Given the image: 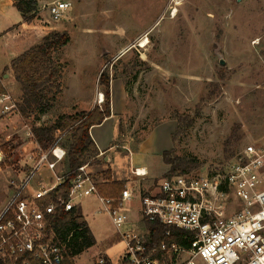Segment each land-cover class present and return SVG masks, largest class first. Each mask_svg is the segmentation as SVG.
Returning a JSON list of instances; mask_svg holds the SVG:
<instances>
[{
	"label": "rangeland",
	"instance_id": "rangeland-1",
	"mask_svg": "<svg viewBox=\"0 0 264 264\" xmlns=\"http://www.w3.org/2000/svg\"><path fill=\"white\" fill-rule=\"evenodd\" d=\"M67 1L72 9L63 19L55 22L46 10L38 11L41 19L29 29L40 42L52 31L69 34L70 43L51 55L60 65L61 93L54 100L47 94L45 104L51 107L44 114L15 109L5 115L0 103V210L11 197V180L26 176L35 162L39 144L28 132L76 113L84 107L78 99L86 100L93 91L98 95L99 85L104 91L99 82L103 71L116 83V107L122 99L118 86L126 92L128 104L127 112L116 119L120 129L116 146L107 153L111 160L97 157L92 163L95 171L109 166L125 177L134 166L161 158L163 162L170 148L194 164L187 173L222 171L246 146L264 145V0ZM2 20L0 34L7 22ZM144 37L150 42L141 47ZM12 45L0 39L1 57ZM5 63L0 59V69ZM10 71L6 67L1 74ZM0 85L16 104L20 102L21 87L14 76L5 82L0 75ZM177 126L181 130L173 140ZM104 131L110 132V125ZM140 144L144 147L139 149ZM60 167L66 169V162ZM39 174L51 176L47 168ZM178 174L182 173L173 175ZM84 201V220L96 244L73 261L98 264L103 258L120 264L125 240L98 198ZM126 210L132 221L140 219L138 200L129 201ZM132 230L143 231L144 222L122 227L123 232Z\"/></svg>",
	"mask_w": 264,
	"mask_h": 264
},
{
	"label": "built area",
	"instance_id": "built-area-1",
	"mask_svg": "<svg viewBox=\"0 0 264 264\" xmlns=\"http://www.w3.org/2000/svg\"><path fill=\"white\" fill-rule=\"evenodd\" d=\"M43 9L57 22L72 5L54 0ZM104 101L98 99L99 104ZM0 103L5 115L17 109L8 92H0ZM66 134L59 130L48 148L39 145L31 170L11 180V197L0 210V264H68L67 244L55 232L52 217L90 197L99 199L125 240L120 264H264V145L246 146L222 171L165 176L145 192L126 183L121 197L108 198L100 194L98 185L104 180L96 178L89 163L71 178L60 167L68 153ZM28 135L34 136L33 131ZM43 168L50 170V178L40 177ZM132 173L148 175L146 168ZM132 200L140 203L137 222H144V230L123 232L131 224L125 205ZM147 223L165 226L164 238L153 240L157 234ZM176 229L184 231V242L173 239ZM105 261L101 258L98 264Z\"/></svg>",
	"mask_w": 264,
	"mask_h": 264
},
{
	"label": "trees",
	"instance_id": "trees-1",
	"mask_svg": "<svg viewBox=\"0 0 264 264\" xmlns=\"http://www.w3.org/2000/svg\"><path fill=\"white\" fill-rule=\"evenodd\" d=\"M15 6L25 22L33 23L41 19L38 15V2L36 0H14ZM71 38L67 32L52 31L45 35L42 42L33 46L11 63L16 82L21 87V99L17 109L22 113H29L38 109L42 114L51 107L45 104L47 94H53V100L62 91V75L60 65L55 63L52 52L68 45ZM99 82L104 87L105 101L102 107L96 106L91 112L77 111L74 114L60 116L52 125L36 126L32 129L39 145L48 148L55 140L59 130L67 131L64 139V146L67 149L66 168L70 172V178L74 177L80 166L96 162L100 154L98 146L91 135V128L94 125L102 124L112 115L111 108V76L103 71ZM1 92H5L0 85ZM41 114V115H42ZM181 130L180 126L173 133L175 135ZM164 162L170 166L167 175L176 173H187L195 168L189 158L174 155L173 149L163 153ZM104 182L98 185L101 195L108 198H119L125 187L122 181L111 180V169L102 172ZM98 178V177H96ZM99 179V178H98ZM69 191V179L63 188V194ZM120 203L117 202L116 205ZM52 225L62 243L67 244L68 252L66 262L75 264L73 261L87 249L96 244V238L79 208L66 212L63 209L52 217ZM147 226L157 235L154 239L160 241L164 238L167 228L158 223H147ZM173 239L184 242V231L174 230ZM104 264H111L105 261Z\"/></svg>",
	"mask_w": 264,
	"mask_h": 264
},
{
	"label": "crops",
	"instance_id": "crops-1",
	"mask_svg": "<svg viewBox=\"0 0 264 264\" xmlns=\"http://www.w3.org/2000/svg\"><path fill=\"white\" fill-rule=\"evenodd\" d=\"M36 1L38 2V6H39L38 11L44 10L43 8H44V5H46V3H43V0H36ZM12 10L17 12V16L14 13H11ZM0 17L3 18V20H2L3 23L7 20V22L5 23L6 26L3 28L4 31L0 34V39L5 40L6 44H8V45L10 43L12 44V41H13V45L10 46L9 52H7L5 57H1V54H0V59L6 60V63L3 67V69H0V75L5 79V82H6L7 77H9L12 80L13 76H14L12 74L13 71L11 70L12 61L14 59L18 58L19 56H21L23 53L28 51L33 46L40 44L41 42L38 41L37 38H34V36L32 35L31 30H29L31 27L30 26L31 23H27L24 21L22 14L19 12L18 8L15 6L14 0H0ZM50 28L54 29V30L57 29V27H50ZM16 32L19 34H16ZM44 36H42V37H44ZM6 67L8 68L9 71L10 70L11 71L8 74L2 75L1 73ZM14 82H16L15 77H14ZM115 84L116 83H115L114 79H112L111 80L112 115L110 117H108L102 124L94 125L90 131L92 138L94 139V141H95V143L98 146V149L100 151L98 158H105V162H109L111 160L109 157H107V153L109 152V150L113 146H116V145H114L115 144L114 142L117 138L116 136L119 134V129H120V127L118 125H116L117 124L116 119L117 118L119 119L120 115L125 114L127 112L128 96H127L126 92L122 89L121 86H118V88L120 89V91L122 93V99H120L121 100V106L116 107V103H115V101H116L115 94L116 93H115V91L112 92V86L114 85V90H115ZM92 93L93 94L91 95V97H88L86 100H84V98L78 99L79 101L77 103L84 105V107L79 106L78 107L79 110L91 112L96 106H100V107L103 106V104L98 103L100 93L104 94V91L100 90V85H99L98 95H95L94 91ZM104 98H105V94H104ZM79 110L76 109L75 112L79 111ZM105 125H110V127H111L110 132L104 131ZM156 130H157V128L151 133L149 139H151V136L156 133ZM143 147H144V145L140 144L139 149L143 148ZM131 155H132V153H131ZM161 159H159L160 160L159 162L148 161V162L143 163L141 165L134 166L130 169V171L126 174L125 177H118V175H117V173H115L114 169L109 167V166L104 170L95 171L94 166L90 165L89 170L95 176H97L98 173L102 174V172H104L108 169H111L114 171V172L113 171L112 172H113V178L115 179V181L127 180V183H129L130 185H136L137 186L136 188L138 189V192H145V191H148V190L153 188V186H151L152 184H154V187H155V185H157L160 182V180L163 178V176L166 175L170 169V166L164 162V159H163V162ZM136 167L146 168L148 171V175L145 178L134 176L132 173V170ZM64 170H67V168ZM97 177L100 180H103V177H100L99 175ZM92 198H94V197L87 198V199H85V201L92 199ZM77 208L80 209V211L83 215V212H82L83 202H81L77 206ZM125 208H127V204L125 205ZM83 217H84V215H83ZM84 219H85V217H84ZM137 221L138 220H133V221L131 220V225L137 224L138 223Z\"/></svg>",
	"mask_w": 264,
	"mask_h": 264
},
{
	"label": "bare ground",
	"instance_id": "bare-ground-1",
	"mask_svg": "<svg viewBox=\"0 0 264 264\" xmlns=\"http://www.w3.org/2000/svg\"><path fill=\"white\" fill-rule=\"evenodd\" d=\"M150 41H149V37H144L143 38V40L141 41V44H140V46L141 47H146L147 45H148V43H149ZM104 98V94L103 93H100V96H99V98Z\"/></svg>",
	"mask_w": 264,
	"mask_h": 264
},
{
	"label": "water",
	"instance_id": "water-1",
	"mask_svg": "<svg viewBox=\"0 0 264 264\" xmlns=\"http://www.w3.org/2000/svg\"><path fill=\"white\" fill-rule=\"evenodd\" d=\"M222 64H224V61H222Z\"/></svg>",
	"mask_w": 264,
	"mask_h": 264
}]
</instances>
